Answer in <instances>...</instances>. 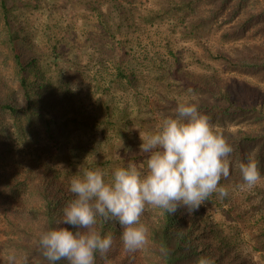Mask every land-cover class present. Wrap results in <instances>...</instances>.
Returning a JSON list of instances; mask_svg holds the SVG:
<instances>
[{"label":"rangeland","instance_id":"374dc122","mask_svg":"<svg viewBox=\"0 0 264 264\" xmlns=\"http://www.w3.org/2000/svg\"><path fill=\"white\" fill-rule=\"evenodd\" d=\"M227 1L0 0V102L23 106L11 35L22 61L31 62L27 86L38 110L29 117L0 113V264H6L9 249L27 254L30 264H45L34 252L29 255L20 236L37 226L34 214L41 213L28 188L30 178L38 181L31 177L32 163L39 162L32 149L52 148L43 129L51 112L61 114L65 104L80 108L64 149L56 150L59 158L48 164L60 172L61 181L49 187L63 204L66 196L60 194H72L70 178L83 168L106 174L129 163L142 168L147 156L140 151V137L184 101L196 104L233 148L230 174L220 181L228 195L221 199L213 193L196 214L226 236L248 264H264V0L247 7ZM192 71L211 83H227L231 105L207 109L215 102L208 91L186 82ZM140 72L145 76L137 86ZM145 79L163 89L160 97L148 93L156 100L148 98V105L137 95ZM198 97L206 98V109ZM85 116L93 119L86 127ZM67 147H77L79 156L71 162L64 158ZM248 158L257 161L261 174L252 189L239 171ZM158 211L146 206L143 213L155 217ZM141 223L151 225L142 216ZM144 250L132 258L122 252L110 264L147 263Z\"/></svg>","mask_w":264,"mask_h":264},{"label":"clouds","instance_id":"9594fccd","mask_svg":"<svg viewBox=\"0 0 264 264\" xmlns=\"http://www.w3.org/2000/svg\"><path fill=\"white\" fill-rule=\"evenodd\" d=\"M141 138L140 151L147 159L142 168L129 163L115 167L110 174L99 168H83L73 175L69 191L74 198L67 202L58 227L38 233L37 244L49 264H96L99 254L108 264L114 238L102 235L98 219L114 221L121 227L123 248L134 253L147 244V229L141 223L146 206L175 215L183 208L187 214L199 210L208 198L217 193L223 199L228 190L220 185L228 178V157L232 146L196 104H177L175 113L163 117L155 130ZM244 185L252 189L261 180L257 161L248 158L239 164ZM71 225L76 231L68 227ZM6 264H30L27 254L9 249ZM198 264H212L201 258Z\"/></svg>","mask_w":264,"mask_h":264},{"label":"trees","instance_id":"16d2710c","mask_svg":"<svg viewBox=\"0 0 264 264\" xmlns=\"http://www.w3.org/2000/svg\"><path fill=\"white\" fill-rule=\"evenodd\" d=\"M242 1L245 2V6L247 7L253 6V3L256 0H228L227 2H229V4L235 3L237 7L239 4L242 5ZM9 40L14 52L13 55L18 67V73L20 75L19 85L22 90L19 92L20 98L23 101V106L15 105V103L12 102H0V113L10 116L13 115L15 117L22 115L29 117L30 114L38 115L37 107L33 106V100L29 87L27 86V68L31 62H28L27 64L23 62L17 44L14 43L15 38L10 35ZM174 69L176 70L178 68L175 66ZM123 75L129 80L127 74ZM120 76L122 84H126L125 82H127V80H123L125 78H123L122 75ZM144 76L145 75L140 72L135 78L137 86H139V81ZM187 76L188 79H185L186 82H189L196 87H200V92L206 90L210 93V96L215 103L208 104L206 106L207 109H215L217 104L226 105L225 107L231 105V96L227 83L221 81H214L211 83L209 77L195 71L190 72ZM113 77H115V74H113ZM151 81L152 80L146 81V79L143 81V90H139L140 88L138 87L137 95H140V98L143 99V101L140 100V103H144L145 105L149 104L148 98L151 102L155 100L154 97H148V93L152 95H157L159 93L160 97V91L163 90L159 88V84H152ZM144 89H149L150 91H144ZM198 98V101L200 102L199 105L204 107L206 98ZM66 101H69V99ZM78 111H80V108L77 110L74 105L69 106L65 104V106L62 105L60 108L61 114L51 112L48 119L43 121V129L48 136L50 140L49 143L53 149L43 147H41L40 150L37 148L32 149L33 154L39 162H37L38 164L32 163L33 173L31 177L38 179V181L34 182V180H31L30 178V188H28V190L32 189L36 193L37 200L35 202V209L41 211V213L34 214V217L37 219V226L32 230L29 229L28 231H25L20 237L24 240V244H26L25 247L29 250V255H31V252H34L35 256L33 255V257L36 260L39 259V261L41 259L45 264H49V262L42 256L38 247V233L42 230L58 227L56 224L57 219H59L58 213L62 214V210L66 205L65 203L74 198V194H60V197L66 196L63 202L64 205L60 203L62 202L59 200L60 198H55L56 192L51 190L49 185L51 184V181H61V175L59 174L60 172H58V167L48 166V164L53 158H59V152L57 151L64 149L62 142L68 136L69 128L76 125L75 123L78 120L77 115L79 116L80 114ZM225 111H227V109H225ZM92 120V118L85 116L83 119L85 127L88 124L91 125ZM88 127L90 130L93 129L92 126ZM76 150L77 147H67L66 156L64 157L65 160L67 159L71 162L75 157L79 156L75 152ZM159 210L160 212L158 211L155 217H151L146 213L142 214L143 219L146 222H151V225L146 228L148 237L147 244L134 253H129L123 248V246H120L122 245L120 240V228L113 226V221L99 223L98 219L97 225L100 227L98 230L101 234H110L114 238L113 247L108 253V264H110L115 257L120 256L122 252L131 254L132 258L138 256L140 252H145L144 249H147V253L150 255L147 263L122 262L120 264H198V261L201 258L210 260L212 264H248V258L235 252L226 236L219 234L216 227L210 226V222L208 224H203L199 216L196 214L197 212L189 215L185 210H178L175 215L171 216L164 210ZM9 224L11 225L10 222ZM62 226L68 227L73 232L76 231L71 225ZM56 264H67V262L62 260L56 262ZM96 264H104V260L101 259L99 254L96 255Z\"/></svg>","mask_w":264,"mask_h":264}]
</instances>
